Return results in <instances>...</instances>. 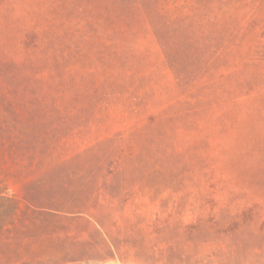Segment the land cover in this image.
<instances>
[{"label":"rangeland","instance_id":"1","mask_svg":"<svg viewBox=\"0 0 264 264\" xmlns=\"http://www.w3.org/2000/svg\"><path fill=\"white\" fill-rule=\"evenodd\" d=\"M0 264H264V0H0Z\"/></svg>","mask_w":264,"mask_h":264}]
</instances>
